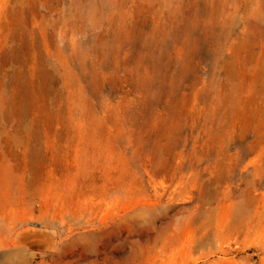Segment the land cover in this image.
<instances>
[{"label":"rangeland","instance_id":"1","mask_svg":"<svg viewBox=\"0 0 264 264\" xmlns=\"http://www.w3.org/2000/svg\"><path fill=\"white\" fill-rule=\"evenodd\" d=\"M13 1L0 264H264V225L215 227L248 180L264 199V21L237 6L224 24L222 0H26L19 27ZM26 231L48 247L19 246Z\"/></svg>","mask_w":264,"mask_h":264},{"label":"bare ground","instance_id":"2","mask_svg":"<svg viewBox=\"0 0 264 264\" xmlns=\"http://www.w3.org/2000/svg\"><path fill=\"white\" fill-rule=\"evenodd\" d=\"M9 1V0H8ZM223 1V3H222V5H223V7L221 8V10L219 11V17H221L220 18V20H221V22L222 23H224V24H226L227 23V21L228 20H232L233 19V17L231 16V13H233L232 11V8L236 11L237 10V6H240V7H242L243 8V11L245 12V17L247 18V20H249V21H251V22H255V23H257V22H259V21H264V0H254L255 1V3H253V0H251V1H247V0H235L234 1V4H233V6H231V7H229V9H230V11H229V13H228V15L226 14V10H227V1L228 0H222ZM155 2V1H154ZM25 3H26V0H15V1H13V3H12V7H11V9H9V11H11L10 13H12V14H14L15 15V19H16V21H17V23H18V26L20 27L21 25H22V18H21V15H23L22 14V12H23V7H24V5H25ZM249 3H252V4H249ZM9 4H10V2H9ZM2 5H5V0L3 1V3H1V0H0V10L2 9ZM7 10H8V8H7ZM51 10V9H50ZM40 16V15H39ZM46 18V17H45ZM89 22V21H88ZM51 25V24H50ZM78 25V24H77ZM81 26V25H80ZM45 27V26H44ZM225 28V27H224ZM77 29H78V27H77ZM46 31V30H45ZM47 32V31H46ZM77 32V31H76ZM230 32V31H229ZM79 34V33H78ZM230 42V41H229ZM238 45V44H237ZM17 52H16V50H11V51H9V53H5V54H7V57H5V59H10V58H12L13 56H15V54H16ZM252 59V58H251ZM225 63V62H224ZM231 64V63H230ZM262 66H261V72H260V81H261V84H263V87H264V62L261 64ZM228 67H230V66H228ZM231 68V67H230ZM229 68V70H232V69H230ZM227 69V68H226ZM229 70H227V71H229ZM233 71V70H232ZM246 71V70H245ZM246 74V73H245ZM252 76V75H251ZM253 78V77H252ZM251 79V78H250ZM249 79V80H250ZM259 84V83H258ZM261 84H260V87H261ZM228 86V85H227ZM259 87V86H258ZM257 91H258V89H256ZM264 90V89H263ZM3 90H1L0 91V98L3 96V92H2ZM242 101V100H241ZM238 105V104H237ZM240 105V104H239ZM259 108V107H258ZM245 109V108H244ZM258 121H257V130H258V132L260 131V132H263V133H261V135H260V137L259 138H256V140H254V143H255V145H253L252 146V148H253V150L251 151V153L252 152H256L257 153V156H259V155H261L262 154V150H264V107H262L259 111H258ZM20 124V123H19ZM26 128H27V125L25 126ZM18 128H20L19 127V125H18ZM17 128V129H18ZM25 129V128H24ZM23 129V130H24ZM257 132V131H256ZM29 133V132H28ZM27 133V134H28ZM255 147H256V149H258V151L255 149ZM224 154V153H223ZM231 157V156H230ZM229 158V157H228ZM252 160H254L253 159V157H252ZM255 160H256V158H255ZM252 162H254V161H252ZM233 165V164H232ZM215 168H217V167H215ZM228 168V167H227ZM225 171V170H224ZM217 172H219V170L217 171ZM226 172V171H225ZM216 174H218V173H216ZM219 176H220V174H219ZM217 177V176H216ZM250 179V178H249ZM220 180V179H219ZM218 181V180H217ZM216 181V182H217ZM217 183H219V182H217ZM248 187H247V190H244V193L242 194L243 196H242V199L240 200V201H238V203L237 204H235V205H232V209H233V211L231 210V207H230V205H229V207L230 208H227L225 205H222L223 206V209H224V206L227 208L226 210H224V211H222L223 213H221V214H219V212H220V210L216 213V215H218V217H216L215 216V218H216V221H215V227H216V231L217 232H220V231H224L225 229H228L229 230V226H231L230 227V230H235V231H245V232H249L250 234H252L253 232V230H255V229H258V228H262L263 227V225H264V199H262V200H259V199H256V197H254V195L252 194V192L253 191H251L252 190V188H253V186H252V183L248 180ZM219 186V185H218ZM245 186V185H244ZM215 188H216V186H215ZM215 191H217V189L215 190ZM214 191V194L216 193ZM218 192V191H217ZM226 198V197H225ZM215 199V198H214ZM227 200V199H226ZM208 201V200H207ZM215 202V201H214ZM260 203H261V208H263V210L262 211H260ZM220 206V205H219ZM219 209H221V207L219 208ZM143 210V209H142ZM212 216V215H211ZM214 216V215H213ZM232 216V217H231ZM202 219V218H201ZM230 219H233V224L232 225H229L228 226V222H229V220ZM199 220V219H198ZM211 221H212V219H211ZM214 221V220H213ZM199 222V221H198ZM206 223H207V221H206ZM208 223H209V220H208ZM213 223V222H212ZM204 224V223H203ZM198 225H200V224H198ZM204 225H206V224H204ZM204 225H203V227H204ZM200 227V226H199ZM202 227V226H201ZM213 228V227H212ZM204 229V228H203ZM210 229V228H209ZM209 229H208V231H209ZM215 229V228H214ZM264 229V228H263ZM211 230V229H210ZM229 230V231H230ZM252 233H251V232ZM261 231H262V229H261ZM264 231V230H263ZM262 231V232H263ZM191 232V231H190ZM189 232V233H190ZM216 232V233H217ZM226 232V231H225ZM228 232V231H227ZM226 232V233H227ZM31 233V231H26V232H23V234L21 235V237H22V240L20 239V241H23L24 239H26V240H28L29 239V235H27V234H30ZM186 233V232H185ZM192 233V232H191ZM194 233V232H193ZM209 233H210V231H209ZM229 233V232H228ZM26 234V235H25ZM245 234V233H244ZM185 235V234H184ZM183 235V236H184ZM189 235V234H188ZM187 235V236H188ZM192 236L194 235V234H191ZM230 235V234H229ZM254 235H256V234H254ZM201 236V235H200ZM203 236V235H202ZM210 236H212V234L210 235ZM219 236V235H218ZM226 236V235H225ZM238 236H239V234H238ZM249 236V235H248ZM247 236V237H248ZM197 237H199V236H197ZM229 237V236H228ZM243 237V236H242ZM190 238H193V237H190ZM189 238V239H190ZM217 238V237H216ZM225 238V237H224ZM223 238V240H224V242H225V239ZM227 238V237H226ZM231 238V237H230ZM185 239H187V237H185ZM204 239H205V236H204ZM219 239H220V237H219ZM219 239H218V241H219ZM234 239H235V237H234ZM192 240V241H191ZM193 240H195V239H190L189 241H190V243L192 242V244H193ZM242 240V239H241ZM40 242V240H36V242H34V243H38V242ZM199 241V240H198ZM202 241V240H201ZM221 241H222V238H221ZM14 242V241H13ZM184 242H185V240H184ZM220 242V241H219ZM235 242V241H234ZM188 243V242H187ZM196 243V242H195ZM202 243H204V242H202ZM216 243H217V241L215 242V245H216ZM221 243V242H220ZM22 243H20V245L19 246H21L22 247V245H21ZM183 244H185V243H183ZM191 245V244H190ZM194 245V244H193ZM200 245V244H199ZM192 246V245H191ZM186 247V246H185ZM200 247V246H199ZM198 247V248H199ZM192 248V247H191ZM209 248V247H208ZM196 249V248H195ZM192 250V249H191ZM204 250V249H203ZM217 250V249H216ZM219 250V249H218ZM189 251V250H188Z\"/></svg>","mask_w":264,"mask_h":264},{"label":"water","instance_id":"3","mask_svg":"<svg viewBox=\"0 0 264 264\" xmlns=\"http://www.w3.org/2000/svg\"><path fill=\"white\" fill-rule=\"evenodd\" d=\"M28 235H29L28 240L24 239L23 241H21L22 247L33 248V249H40V248L48 247V245H49L48 242L44 243V241L41 240V239L45 238V236L43 234L32 232L31 234H28ZM36 240H40V241H42V243L38 242V241H37L38 243H34V242H36Z\"/></svg>","mask_w":264,"mask_h":264}]
</instances>
